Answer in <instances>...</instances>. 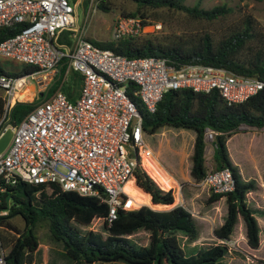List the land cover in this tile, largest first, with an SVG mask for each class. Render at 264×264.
I'll return each mask as SVG.
<instances>
[{
	"label": "trees",
	"instance_id": "1",
	"mask_svg": "<svg viewBox=\"0 0 264 264\" xmlns=\"http://www.w3.org/2000/svg\"><path fill=\"white\" fill-rule=\"evenodd\" d=\"M79 0H71L73 6ZM81 5H85L81 0ZM134 8L122 10V16H136L142 24L152 23L149 17L158 20L157 10L165 12L182 11L189 18L204 22L206 25L220 20L230 12L225 3L201 7L194 3L188 5L184 0H130ZM100 9L110 8L109 0H95ZM117 19V18H116ZM115 19V20H116ZM114 20V21H115ZM253 18L245 14L238 23L226 25L219 30L201 25L199 30L170 32L161 37L144 32L118 39H105L92 43L102 48L128 57L153 55L164 57L168 63L199 62L222 67L230 72L264 78V38L262 31L253 24ZM21 24L14 23L0 27V40L14 34ZM65 31V39L57 38ZM70 27H61L51 34V41L64 48L69 43ZM0 56V74H25L36 69L22 62V68L8 71ZM12 64L18 60L8 58ZM13 66V65H12ZM70 82L63 89L70 97L71 89L78 86L79 75L71 72ZM57 82L50 81L47 92ZM133 83L126 86V94L136 106L141 116L143 132L153 133L163 126L191 129L193 140L189 155V175L198 182L204 175V130L209 128L212 134L211 166L214 169L228 168L233 178V187L227 192L209 191L205 202L209 203L224 197L225 212L222 221L212 227V234L218 241L198 248L190 255H184L178 241V234L186 242L197 238L198 229L191 211L181 204L167 209H155L148 204L136 208L118 209L109 224L103 222L104 233L86 229L81 231L78 225H88L94 218L104 217L106 204L97 197L80 195L75 191L62 190L55 183L33 184L16 180L5 184L0 190V245L5 249V264H22L26 251H34L38 241L33 232L34 226L43 221L49 235L60 241L65 254L72 264H90L95 261L123 260L130 264H217L226 253V244L240 216L244 226L245 244L252 249L259 246L258 225L255 212H264L251 207L245 200V193L254 187V181L243 180L236 165L230 160L226 148V138L238 131L240 124L262 127L264 125V86L242 102L227 104L216 90L208 92L193 91L190 88L168 89L155 104V109L147 111L140 98L133 94ZM44 94V93H43ZM37 101H15L7 114V121L16 123ZM3 113V99L0 95V118ZM133 179L152 204H171L172 188L158 184L147 168L138 161L133 171ZM173 179V178H172ZM264 182V172L262 174ZM173 183L175 181L173 179ZM147 193H145V192ZM18 217L22 224L13 220ZM147 232L145 244H135L127 236L137 230ZM251 264H264V259L251 256Z\"/></svg>",
	"mask_w": 264,
	"mask_h": 264
},
{
	"label": "built area",
	"instance_id": "2",
	"mask_svg": "<svg viewBox=\"0 0 264 264\" xmlns=\"http://www.w3.org/2000/svg\"><path fill=\"white\" fill-rule=\"evenodd\" d=\"M91 2L81 5V23L74 26L71 0H0V27L21 24L18 31L0 40V56L36 67L25 74H0V135L7 127L11 130L0 151V190L16 180L55 183L62 190L103 201L107 212L98 218L101 224H109L118 209L143 203L135 201L126 183L136 187L133 171L138 161L153 157L142 136L140 113L126 94L128 83L134 84L133 94L151 112L168 89L216 90L231 104L261 89L264 78L199 62L174 65L159 56L128 57L97 46L84 34V25L94 10ZM146 25L136 16H118L111 26L110 39L141 34ZM61 27L72 31L68 45L60 49L50 38ZM71 72L79 75L73 97L63 89ZM46 76L57 80L54 88L46 94L33 91L30 97L36 95L37 101L16 123H9L7 114L13 103L23 99L20 94L24 89L26 95L30 92L28 78L40 82ZM212 134L206 127L204 140H211ZM198 183L212 192H227L233 187V178L228 168L207 165ZM175 185L180 188L176 181ZM229 241H224L227 249L234 246ZM4 254L0 245V264H5Z\"/></svg>",
	"mask_w": 264,
	"mask_h": 264
},
{
	"label": "rangeland",
	"instance_id": "3",
	"mask_svg": "<svg viewBox=\"0 0 264 264\" xmlns=\"http://www.w3.org/2000/svg\"><path fill=\"white\" fill-rule=\"evenodd\" d=\"M81 2L82 1L79 0L77 4L73 6L74 26H77L81 23ZM84 3L88 4L89 0L84 1ZM184 3L188 5L197 3L201 7H210L214 4L225 3L226 5L230 6L231 10L226 15V17L220 20H215L206 25L204 22H197L189 18L182 11L165 12L164 10L158 9L157 14L159 16V19L153 21V18L149 17V20H151L152 23H148L146 26H144V32H150V34L152 35L161 37L170 32L178 33L180 31L199 30V28H201V25L207 26L210 30H213L212 28L219 30L221 28H224L226 25L238 23L242 16H244L245 14H249L254 20V26L262 31L261 37L264 38V0H184ZM90 5H92V8H94V10L93 12H91L87 23L84 25V34L86 38H90L96 41H102L108 38L110 39V30L112 24L114 23V20L118 16H122V10H130L134 8V3L130 0H109L110 8L108 9L98 8L96 6L95 0H92ZM55 37L57 38V40H59L58 38L60 37L61 40L62 38L65 39V31H60ZM1 62L5 69L8 71L14 68L18 72L20 71L23 65V63L19 61L12 64V61L8 59V57L1 59ZM52 79V76H46L44 79H40V82H37L35 78L29 77L26 85L30 92H28V95H26L28 97H23V99L21 100L29 101L31 99L30 95L33 91L35 92V89L38 88L39 91L45 89ZM68 80H70V78ZM44 83H46V85H43ZM42 86H44V88ZM47 89L48 88L43 91L44 94L47 93ZM0 95L2 98L1 89ZM35 97L36 95L32 96V99H35ZM183 133L193 134V131L191 129L163 126L157 131H155L153 134L143 132V139L145 143L151 148L153 153L152 155L154 156L144 158L142 157V161L143 165L147 168L148 172L153 176V178L158 182L160 186L164 188H172V204H182L191 211L198 229L197 239L193 240L192 242H186L183 239V235L178 234V241L180 243V248L182 252L184 253V255H190L194 253L198 248H204L210 245L211 243L217 241V239L213 236L211 230L212 227H214L219 220V211L218 207L213 206L215 201L209 203L205 202V198L207 197V194L210 190H208L207 188H202L201 184H188L187 182H181L177 180L176 182L180 185V188L178 189L177 186L173 183L172 177L167 174L163 170V168H161L158 164L159 161L162 164H168V162H182V159L179 160L182 155H180L179 151H177V148L174 146L186 139V136L182 135ZM206 142L207 144H212V141L210 139L206 140ZM172 185L174 187H172ZM186 189L191 190L195 193L197 192V194H189V196H187L185 194ZM136 193H138V195ZM133 195L148 201L146 203L143 202L142 204H149L151 206H155L150 202L149 196L147 194H144L140 191L138 192L137 190V192H133ZM210 209L212 217H207L208 223H206L204 221V217H206V211ZM221 218H223V216ZM13 220L16 221L18 224H22L21 220L18 217H14ZM239 220L240 219H238V221ZM78 226L81 231H84L86 229H92L94 231H100L104 233L100 218L92 219L88 225ZM238 230L239 226L238 222H236L231 232V238L237 235ZM33 232L36 236V239L41 243L39 247L40 249L38 248V251H36V253H33L32 251H26L22 259L23 262H30L34 260L39 261L40 254H42L43 256L45 254V261L49 264H72L70 258L63 251L60 241L53 239L49 235L46 224L43 221H39L34 226ZM127 236L135 244H145L147 242V232L141 229ZM229 242L234 243V246L230 245L229 249L226 248V253L223 255V257L219 260V263L217 264H251L249 253L253 254V256L255 257L264 259V240H261L259 246L255 249H249L242 237L235 238L234 240H230ZM90 264L130 263H127L123 260H114L95 261Z\"/></svg>",
	"mask_w": 264,
	"mask_h": 264
},
{
	"label": "crops",
	"instance_id": "4",
	"mask_svg": "<svg viewBox=\"0 0 264 264\" xmlns=\"http://www.w3.org/2000/svg\"><path fill=\"white\" fill-rule=\"evenodd\" d=\"M72 76H73L72 73H70L68 78H70L71 80ZM70 80L68 81V83L70 82ZM43 85H45V83ZM48 85L46 86V88L48 87ZM42 87L44 88V86ZM44 90L45 89H42L39 91L37 88L35 89V92L39 94L40 92H43ZM76 91H77V88L73 89L72 91H69L70 97L75 96ZM182 135L186 136V139L179 142L178 144L174 146L177 148V151H179L180 155H182V157L179 158V160L182 159V162L181 161L178 163L168 162V164H162L159 160L158 161L160 163L158 161L157 162L160 165V167L163 168V170L174 179V181L179 180L181 182H187L188 184L189 183L199 184L198 182H194L192 180V178L189 175V171H188L189 166H190V159H189V155L191 152L190 144L192 146L193 134L183 133ZM225 143H226L228 156L230 160L236 165L238 172L240 174V177L243 180L251 179L254 181V187L245 193L246 202L251 207L264 211V182L262 180V174L264 172V125L258 128V127H254L251 125L240 124L238 131L232 132L230 135H228ZM211 153H212V144H207V142L205 141L204 148H203L205 165L207 164L211 165ZM137 187L138 186L136 185V188ZM202 188H205V187L202 186ZM137 190L138 192L139 191L142 192L139 187L136 189V192ZM136 194L138 195V193ZM185 194L189 196V194H197V192L195 193L191 190L186 189ZM172 203L171 204H160V203L153 204L155 206H151L149 204L148 205L155 209H167L173 206ZM213 206L218 207V211H219L218 219L219 220L217 224H219L222 221L221 217L224 215V212H225L224 211V208H225L224 197L221 196L217 200H215V203ZM206 212L207 214H206V217H204V221L208 223L207 217H212L211 209ZM254 216H255V219L258 225V239L260 243L261 240H264V212H255ZM238 219L240 220L238 221ZM236 222H238V226H239L238 233L233 238H231V234H230L229 240H234L235 238L242 237V239L245 242L244 226H243L240 216L237 217ZM40 244L41 243L38 241L36 250L32 251L33 253H36V251H38L37 249L40 247ZM249 254H250L249 257L251 261V256H253V254L251 253ZM42 256L43 255L40 254L39 261L46 262L45 254L43 257Z\"/></svg>",
	"mask_w": 264,
	"mask_h": 264
},
{
	"label": "bare ground",
	"instance_id": "5",
	"mask_svg": "<svg viewBox=\"0 0 264 264\" xmlns=\"http://www.w3.org/2000/svg\"><path fill=\"white\" fill-rule=\"evenodd\" d=\"M19 83L21 82V79L18 81ZM25 92H26V89H24V91L22 92V94H20V96L21 97H25ZM126 187L128 188V190L130 191V193H131V195L133 196V198L135 199V201H138V202H148V201H146V200H143V199H141L140 197H138V196H135V195H133V192H136V187H134L133 186V184L131 183V182H127L126 183Z\"/></svg>",
	"mask_w": 264,
	"mask_h": 264
},
{
	"label": "water",
	"instance_id": "6",
	"mask_svg": "<svg viewBox=\"0 0 264 264\" xmlns=\"http://www.w3.org/2000/svg\"><path fill=\"white\" fill-rule=\"evenodd\" d=\"M10 134H11V130L9 127H7L0 135V151H2L4 147L6 146L9 140Z\"/></svg>",
	"mask_w": 264,
	"mask_h": 264
}]
</instances>
